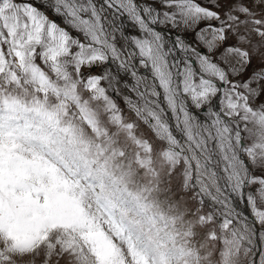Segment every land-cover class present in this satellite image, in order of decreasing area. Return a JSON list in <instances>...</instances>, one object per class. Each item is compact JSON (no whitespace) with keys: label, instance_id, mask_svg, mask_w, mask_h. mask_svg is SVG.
<instances>
[{"label":"snow or ice","instance_id":"1","mask_svg":"<svg viewBox=\"0 0 264 264\" xmlns=\"http://www.w3.org/2000/svg\"><path fill=\"white\" fill-rule=\"evenodd\" d=\"M0 264H264V0H0Z\"/></svg>","mask_w":264,"mask_h":264},{"label":"rangeland","instance_id":"2","mask_svg":"<svg viewBox=\"0 0 264 264\" xmlns=\"http://www.w3.org/2000/svg\"><path fill=\"white\" fill-rule=\"evenodd\" d=\"M120 103H121V106H123V101H120Z\"/></svg>","mask_w":264,"mask_h":264},{"label":"water","instance_id":"3","mask_svg":"<svg viewBox=\"0 0 264 264\" xmlns=\"http://www.w3.org/2000/svg\"><path fill=\"white\" fill-rule=\"evenodd\" d=\"M245 212H247L246 209H245Z\"/></svg>","mask_w":264,"mask_h":264}]
</instances>
